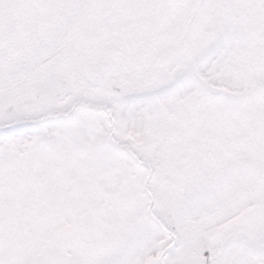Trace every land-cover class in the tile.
Here are the masks:
<instances>
[{"label": "snow or ice", "instance_id": "obj_1", "mask_svg": "<svg viewBox=\"0 0 264 264\" xmlns=\"http://www.w3.org/2000/svg\"><path fill=\"white\" fill-rule=\"evenodd\" d=\"M0 264H264V0H0Z\"/></svg>", "mask_w": 264, "mask_h": 264}]
</instances>
